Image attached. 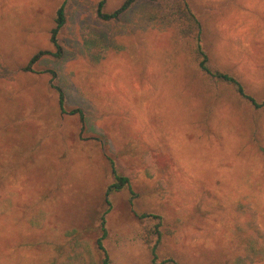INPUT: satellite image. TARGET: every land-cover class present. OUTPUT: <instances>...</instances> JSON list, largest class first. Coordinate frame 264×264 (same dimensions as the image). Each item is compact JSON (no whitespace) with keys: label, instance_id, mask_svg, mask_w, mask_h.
Returning a JSON list of instances; mask_svg holds the SVG:
<instances>
[{"label":"rangeland","instance_id":"1","mask_svg":"<svg viewBox=\"0 0 264 264\" xmlns=\"http://www.w3.org/2000/svg\"><path fill=\"white\" fill-rule=\"evenodd\" d=\"M64 0H0V264H55L77 229L102 234L109 156L134 169L135 196L114 195L104 244L114 264H153L142 213L173 230L159 255L180 264H233L234 230L251 204L264 228V107L200 69L168 5L138 0L119 19L97 17L98 0H67L59 39L45 55ZM113 11L124 0H107ZM211 66L264 100V0H189ZM54 70L69 108L62 114ZM264 264V262L256 263Z\"/></svg>","mask_w":264,"mask_h":264},{"label":"trees","instance_id":"2","mask_svg":"<svg viewBox=\"0 0 264 264\" xmlns=\"http://www.w3.org/2000/svg\"><path fill=\"white\" fill-rule=\"evenodd\" d=\"M138 0H124L123 3L113 11L107 10V0H98L97 17L104 21L119 19ZM168 5V17L175 26L179 36L191 42V55L198 62L200 69L215 83H225L234 87L236 92L249 101L254 107H264V100L259 101L235 75L213 68L211 57L206 51L203 40L204 30L200 17L194 11L189 0H158ZM67 0H64L57 9L55 26L51 29V42L56 48L53 53L50 50H40L36 52L24 67L25 71H35L34 65L45 55L53 54L59 58L62 56V46L60 44V33L67 22ZM52 77L49 81L50 87L54 89L58 96V105L62 114L77 115L81 121V134L86 129V113L80 108H69L66 93L63 87L57 82V74L54 70H46ZM113 174V181L105 190L106 210L101 215L102 234L92 241L85 237L77 229L67 232L70 237V248L63 259L55 264H114L104 240L108 236V215L113 208L114 195L126 189L132 193L131 200L135 196L133 189V179L136 177L134 169L127 167L118 157H108ZM237 211L241 216H245L244 221L237 224L234 230L236 242L242 248V253L234 257L233 264H256L264 262V228L258 221L256 209L251 204L240 203ZM140 218L146 219L141 236L144 243L150 249L153 264H180L174 257L161 258L159 255L163 238L173 232L168 226L165 217L156 213H142Z\"/></svg>","mask_w":264,"mask_h":264}]
</instances>
